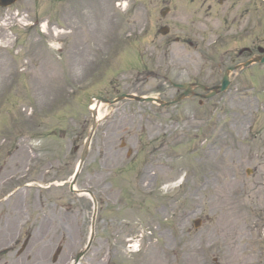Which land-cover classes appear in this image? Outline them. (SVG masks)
Returning <instances> with one entry per match:
<instances>
[{
  "label": "rangeland",
  "instance_id": "rangeland-1",
  "mask_svg": "<svg viewBox=\"0 0 264 264\" xmlns=\"http://www.w3.org/2000/svg\"><path fill=\"white\" fill-rule=\"evenodd\" d=\"M246 1L27 0L0 10V264H72L93 215L90 199L69 191L92 125L90 100L170 102L171 83L217 85L226 67L250 58L232 64L226 56L218 70L224 49L213 45L216 34L241 27L224 30L221 16L230 15L229 26ZM249 1L255 25L264 3ZM20 19L47 21V32ZM257 36L236 46L264 49V33ZM248 69L264 74V65ZM258 89H230L203 105H103L76 182L97 202L94 239L79 264H264L263 240L241 232L264 223ZM134 238L139 251L130 254Z\"/></svg>",
  "mask_w": 264,
  "mask_h": 264
},
{
  "label": "bare ground",
  "instance_id": "bare-ground-1",
  "mask_svg": "<svg viewBox=\"0 0 264 264\" xmlns=\"http://www.w3.org/2000/svg\"><path fill=\"white\" fill-rule=\"evenodd\" d=\"M90 108L94 111L97 120H100L105 115V113H106L105 111H103V105H101L100 103L93 102L91 104V107ZM212 155H213V151H211L209 149L206 152L205 157L208 158V157H210ZM147 177H148V175H146L145 178H147ZM241 232H242L243 236L244 235L247 236V232L248 231H247L246 227H244ZM7 234H8V231L2 232L1 240H3L2 238L6 237ZM23 260H24V263L23 264H30L31 263V259L30 258H29V260H27L26 258L23 259ZM9 262H10V264H18V262L16 260H10Z\"/></svg>",
  "mask_w": 264,
  "mask_h": 264
},
{
  "label": "water",
  "instance_id": "water-1",
  "mask_svg": "<svg viewBox=\"0 0 264 264\" xmlns=\"http://www.w3.org/2000/svg\"><path fill=\"white\" fill-rule=\"evenodd\" d=\"M226 84H227V81L225 80L224 83H223V87H225ZM186 89H187V87H186ZM187 92H188V90L186 91V93H187ZM184 95H185V94H184ZM135 100H138V99H135ZM141 101H144V100H141ZM94 128H95V124L93 125L92 130H93ZM85 153H86V147H85V150H84V154H83V156H82V158H81V160H80V163H79V167H78V169L81 167V164H82V162H83V160H84Z\"/></svg>",
  "mask_w": 264,
  "mask_h": 264
}]
</instances>
